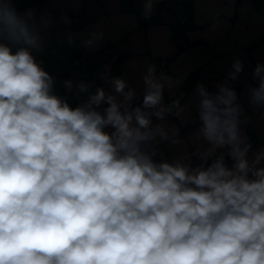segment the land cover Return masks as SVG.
Listing matches in <instances>:
<instances>
[{
  "label": "clouds",
  "instance_id": "1",
  "mask_svg": "<svg viewBox=\"0 0 264 264\" xmlns=\"http://www.w3.org/2000/svg\"><path fill=\"white\" fill-rule=\"evenodd\" d=\"M27 17L0 0V38L27 46L13 53L0 42V264H264V168L255 167L264 152L249 164L235 90L196 89L200 134L211 150L230 148L232 169L223 157L207 168L156 163L142 150L168 139L151 126L167 111L155 67L141 107L129 108L135 93L114 78L123 101L97 88L73 109L31 54L40 37ZM232 67L235 80L243 66ZM253 75L251 102L264 105V66Z\"/></svg>",
  "mask_w": 264,
  "mask_h": 264
},
{
  "label": "crops",
  "instance_id": "2",
  "mask_svg": "<svg viewBox=\"0 0 264 264\" xmlns=\"http://www.w3.org/2000/svg\"><path fill=\"white\" fill-rule=\"evenodd\" d=\"M147 4L148 0H40L16 12L25 18L32 13L29 24L39 34L40 49L29 50L46 72L56 76L53 94L73 109L86 104L97 88L123 101L112 87L114 78L126 82V91H134L129 108L141 107L144 77L149 66L155 67L167 111L163 119L151 115V126L161 125L168 139L156 135L142 150L154 153L156 163L207 168L223 157L232 169L230 148L211 150L200 134L196 89L203 85L213 94L220 85L234 89L251 165L264 152V105L250 99L251 89L258 86L254 70L258 64L264 66V0H151L150 11ZM0 42L9 44L13 53L27 47L2 38ZM79 57L84 64H74ZM237 60L243 70L231 80L228 74ZM65 81L72 82L71 89ZM80 83L88 86L87 91H79ZM107 107L102 103L96 111L103 114ZM104 131L111 134L114 129L107 126ZM255 167L264 168V159ZM248 178L255 179L251 172Z\"/></svg>",
  "mask_w": 264,
  "mask_h": 264
},
{
  "label": "trees",
  "instance_id": "3",
  "mask_svg": "<svg viewBox=\"0 0 264 264\" xmlns=\"http://www.w3.org/2000/svg\"><path fill=\"white\" fill-rule=\"evenodd\" d=\"M11 2V6L15 9V10H19L21 8H24L30 4H35V3H38L40 2V0H10ZM163 7L166 6V3L163 2L161 4ZM145 22H146V19H145ZM262 143H264V141H262Z\"/></svg>",
  "mask_w": 264,
  "mask_h": 264
},
{
  "label": "built area",
  "instance_id": "4",
  "mask_svg": "<svg viewBox=\"0 0 264 264\" xmlns=\"http://www.w3.org/2000/svg\"><path fill=\"white\" fill-rule=\"evenodd\" d=\"M127 1H129V0H127ZM149 19H147V21H148ZM150 21V20H149ZM85 63V61H84V59L83 58H81V57H79V58H76L75 60H74V64H84ZM53 78L54 77H56V76H52Z\"/></svg>",
  "mask_w": 264,
  "mask_h": 264
}]
</instances>
